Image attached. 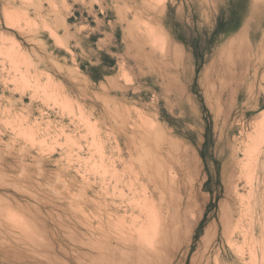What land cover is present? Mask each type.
<instances>
[{
  "label": "rangeland",
  "instance_id": "obj_1",
  "mask_svg": "<svg viewBox=\"0 0 264 264\" xmlns=\"http://www.w3.org/2000/svg\"><path fill=\"white\" fill-rule=\"evenodd\" d=\"M160 4L0 0V264H264V0Z\"/></svg>",
  "mask_w": 264,
  "mask_h": 264
},
{
  "label": "bare ground",
  "instance_id": "obj_2",
  "mask_svg": "<svg viewBox=\"0 0 264 264\" xmlns=\"http://www.w3.org/2000/svg\"><path fill=\"white\" fill-rule=\"evenodd\" d=\"M150 1H151V5H152V7H153V8H152V7H151V8H152V9H157V10H158L159 7H160V5H161L160 2H161L162 0H150ZM157 10H155L156 13H157ZM159 10H160V9H159ZM158 13H159V12H158ZM159 31H160V30H159ZM159 31H157V32L155 31V32H156L155 34H158V36L160 35L159 38H162L163 33H162L161 31H160V32H159ZM161 34H162V36H161ZM155 37H156V35H155ZM228 39H230V38H228ZM161 43H163L162 40H161ZM232 45H233V44H232ZM167 46H168V45H167ZM180 46H181V45H180ZM224 49H226V48H224ZM229 51H230V50H229ZM219 52H220V51H219ZM182 53H183V52H182ZM244 54H245V53H244ZM246 54H247V53H246ZM226 60H227V59H226ZM243 61H244V60H243ZM241 62H242V61H241ZM218 63H219V62H218ZM218 63H217V64H218ZM242 63L244 64V62H242ZM229 65H230V64H229ZM217 67H218V66H217ZM232 73H233V71H232ZM224 74H225V73H224ZM227 74H228V73H227ZM241 75H242V74H241ZM259 75H260V74H259ZM261 75H262V74H261ZM226 77H227V76H226ZM222 78H223V77H222ZM260 78H261V77H260ZM236 80H238V79H236ZM236 87H237V86H236ZM247 87H248V86H247ZM222 88H223V87H222ZM261 112H262V114H264V108L261 109ZM258 114H260V113H258ZM261 117H262V116H261ZM259 118H260V117H259ZM262 118H263V117H262ZM263 119H264V118H263ZM260 122H261V121H260ZM176 146H177V145H176ZM247 150H248V149H247ZM247 150H246V151H247ZM253 150H254V149H253ZM259 150H260V149H259ZM244 152H245V151H244ZM248 152L251 153V151H248ZM128 153H129V152H128ZM252 153H253V152H252ZM252 153H251V154H252ZM257 155H258V154H257ZM249 157H250V154H249ZM256 157H257V156H256ZM249 160H250V158H249ZM245 161H246V160H245ZM252 163H253V162H252ZM260 164H261V163H260ZM164 165H165V164H164ZM250 165H251V163H250ZM255 165H256V164H255ZM169 166H170V165H169ZM199 167H200V166H199ZM154 168H155V169H154V171H155L156 168H158V167H154ZM163 168H164V167H163ZM168 168H169V167H168ZM171 169H172V171L174 170L173 168H171ZM169 170H170V168H169ZM112 171H113V170H112ZM152 171H153V170H152ZM154 171H153V172H154ZM161 171H162V170H161ZM197 171H198V170H197ZM153 172H152V173H153ZM148 173H149V172H148ZM166 173H168V172H166ZM149 174H150V173H149ZM156 174H157V173H156ZM169 174H172V173H170V171H169ZM169 174H168V175H169ZM193 174H194V173H193ZM249 174H250V173H249ZM255 174H256V173H255ZM152 175H154V173H153ZM160 175H161V174H160ZM172 175H173V174H172ZM260 175H261V174H260ZM147 176H148V175H147ZM154 176H155V175H154ZM245 176H246V175H245ZM251 176H252V175H251ZM256 176H257V175H256ZM137 177H138V176H137ZM137 177H135V178H137ZM144 177H145V176H144ZM155 177H156V176H155ZM155 177H154V178H155ZM157 177H159V174H157ZM128 178H129V177H128ZM168 178H169V179H172V178H170V177H168ZM195 178H196V177H195ZM260 178H261V177H260ZM146 179H147V178H146ZM149 179H150V178H149ZM149 179H148V180H149ZM151 179H152V178H151ZM159 179H160V178H159ZM166 179H167V178H166ZM169 179H168V180H169ZM256 179H257V177H256ZM168 180H167L166 183H168ZM118 181H119V180H118ZM129 181H130V180H129ZM136 181H137V180H136ZM149 181H151V180H149ZM149 181H148V182H149ZM165 181H166V180H165ZM170 181H171V180H170ZM119 182H120V181H119ZM171 182H172V181H171ZM171 182H170V183H171ZM173 182H174V181H173ZM173 182H172V183H173ZM192 182H193V181H192ZM255 182H256V180H255ZM259 182H260V181H259ZM145 183H146V182H145ZM150 183H151V182H150ZM160 183H162V181H160ZM160 183H159V184H160ZM249 183H250V182H249ZM141 184H142V183H141ZM155 184H156V183H155ZM157 184H158V183H157ZM151 185H154V184H151ZM170 185H172V184H170ZM251 185H252V184H251ZM149 186H150V185H149ZM172 186H173V185H172ZM252 186H253V185H252ZM252 186H251V187H252ZM143 187H144V185H143ZM143 187H142V188H143ZM155 187H156V185H155ZM160 187H161V186H160ZM160 187H159L158 190H160ZM165 187H166V188H165V191H166V189H167L168 186H165ZM112 188H113V187H112ZM151 188H152V187H151ZM162 188H163V187H162ZM145 189H146V187H145ZM153 189H154V188H153ZM153 189H152V190H153ZM163 189H164V188H163ZM116 190H117V189H116ZM142 190H144V189H142ZM152 190H151V191H152ZM118 191H119V190H118ZM151 191H150V192L148 191L149 194L151 193ZM154 191H155V189H154ZM170 191H172V189H171V190L169 189V192H170ZM144 192H145V191H144ZM146 192H147V191H146ZM146 192H145V194H146ZM156 192H157V191H156ZM161 192H162V191H161ZM163 192H164V191H163ZM169 192H168V193H169ZM246 192H247V191H246ZM236 193H237V192H236ZM242 193H243V192H242ZM249 193H250V192H249ZM142 194H144V193H142ZM147 195H148V194H147ZM156 195H157V194H156ZM162 195H163V194H162ZM173 195H174V194H173ZM225 195H226V194H225ZM250 195H251V194H250ZM145 196H146V195H145ZM145 196H144V197H145ZM152 196H153V195H152ZM154 196H155V195H154ZM158 196L161 197V195H158ZM236 196H237V195H235V197H236ZM239 196H240V193H239ZM242 196H244V195H242ZM242 196H240V197H242ZM150 197H151V196H150ZM248 197H250L249 194H248ZM146 198L148 199L149 196L146 197ZM146 198H145V199H146ZM162 198H163V197H162ZM242 198H243V197H242ZM242 198H241V199H242ZM135 199H136V198H135ZM147 199H146V200H147ZM200 199H201V198H200ZM130 200H131V199H130ZM130 200H129V201H130ZM247 200H248V199H246V202H247ZM149 201H151V200H149ZM152 201H153V200H152ZM135 203H136V200H135ZM147 203H148V202H147ZM141 204H142V203H141ZM151 204H152V203H151ZM153 204H154V203H153ZM238 204H239V202H238ZM244 204H245V203H244ZM246 204H247V203H246ZM246 204H245V205H246ZM115 205H116V204H115ZM135 205H136V204H135ZM138 205H140V204H138ZM245 205H244V206H245ZM144 206H145V205H144ZM146 206H147V205H146ZM116 207H118V205L115 206L114 210L116 209ZM142 207H143V205H142ZM132 208H133V207H132ZM137 208H138V207H137ZM145 208H146V207H145ZM147 208H148V206H147ZM143 209H144V208H143ZM114 210H113V212H114ZM137 210H139V208H138ZM125 211H126V210H125ZM151 211H152V210H151ZM151 211H150V212H151ZM243 211H246V210L244 209ZM115 212H116V210H115ZM115 212H114V213H115ZM144 212H145V211H144ZM147 212H148V211H147ZM231 212H232V210H231ZM237 212H238V210H237ZM128 213H129V212H128ZM128 213H127V214H128ZM153 213H154V212H153ZM153 213H152V214H153ZM243 213H244V212H243ZM115 214H116V213H115ZM147 214H148V213H147ZM228 214H229V212H228ZM238 214H239V213H238ZM145 215H146V212H145ZM118 216H119V215H117V217H118ZM121 216H123V214H122ZM130 216H131V215H130ZM132 216H133V215H132ZM135 216H136V215H135ZM219 216H220V215H219ZM243 216H244V215H243ZM149 217H150V216H149ZM224 217H225V216H224ZM144 218H145V217H144ZM230 218H231V216H230ZM120 219H121V218H120ZM120 219H118V221H120ZM136 219H137V217H136ZM145 219H146V218H145ZM131 220H132V219H131ZM142 220H143V219H142ZM152 220H153V219H152ZM219 220H220V219H219ZM149 221H150V220H149ZM149 221H147V222H149ZM132 222H133V221H132ZM132 222H131V223H132ZM147 222H144V223H147ZM236 222H237V221H235V223H236ZM122 223H124V221H123ZM128 224H129V223H128ZM138 224H139V223H138ZM141 224H143V223H141ZM215 224H216V223H215ZM148 225H149V224H148ZM148 225H147V227H149ZM119 226H122V225H119ZM131 226H132V225H131ZM210 226H211V225H210ZM230 226H231V225H230ZM136 227H137V226H136ZM139 227H140V226H139ZM207 227H208V226H206V228H207ZM212 227H214V226H212ZM115 228H116V227H115ZM120 228H121V227H120ZM123 228H124V227H123ZM123 228H122V229H123ZM142 228H144V227L142 226ZM230 228H231V227H230ZM233 228H234V226H233ZM125 229H126V228H125ZM134 229H136V228H134ZM146 229H148V228H146ZM146 229H145V230H146ZM208 229H209V228H208ZM208 229H207V230H208ZM210 230H211V229H210ZM210 230H209V231H210ZM212 230H213V229H212ZM120 231H121V230H120ZM127 231H128V230H127ZM132 231H134V230H132ZM209 231H208V232H209ZM233 231H234V230H233ZM142 232H143V231H142ZM208 232H207V233H208ZM118 233H119V232H118ZM131 233H133V232H131ZM134 233H135V231H134ZM139 233H140V232H139ZM209 233H210V232H209ZM209 233H208V235H209ZM225 233H226V232H225ZM230 233H231V232H230ZM239 233H241V232H239ZM244 233H245V232H244ZM119 234H120V233H119ZM124 234H129V233H124ZM135 234H136V233H135ZM205 234H206V233H205ZM131 235H132V234H131ZM141 235H142V234H141ZM211 235H212V234H211ZM236 235H237V234H236ZM120 236H122V235H120ZM124 236H125V235H124ZM138 236H139V235H138ZM138 236H137V237H138ZM228 236H229V233H228ZM117 237H118V236H116L115 238H116V239H119V238H117ZM131 237L135 238L134 235L131 236ZM137 237H136V238H137ZM230 237H231V236H230ZM235 237H236V236H235ZM241 237H242V236H241ZM120 238H121V237H120ZM133 238H132L131 240H133ZM126 239H127V236H126ZM202 239H203V238H202ZM241 239H242V238H241ZM123 240H124V239H123ZM129 240H130V239H129ZM168 240H169V239H168ZM116 241H117V240H116ZM119 241H121V240H118V242H119ZM202 241H203V240H202ZM231 241H233V240H231ZM241 241H242V240H241ZM118 242H116V243H118ZM122 243H123V242H122ZM231 243H232V242H231ZM119 244H120V243H119ZM119 244H118V245H119ZM225 244H227V242H225ZM239 246H240V245H239ZM206 247H207V246H206ZM242 248H243V247H242ZM237 253H238V251H237ZM214 260H215V259H214ZM214 260H213V261H214ZM216 264H217V263H216Z\"/></svg>",
  "mask_w": 264,
  "mask_h": 264
},
{
  "label": "crops",
  "instance_id": "obj_3",
  "mask_svg": "<svg viewBox=\"0 0 264 264\" xmlns=\"http://www.w3.org/2000/svg\"><path fill=\"white\" fill-rule=\"evenodd\" d=\"M100 32H104L105 36L102 38L101 37L99 38V39H103V45L99 48L104 50L105 53L109 54V53H111V50H110L111 47L110 46L112 45V43L110 41L111 34H109L107 31H100ZM99 68L101 70H105V71H102V77H103L107 73V68H110V67L107 66V64H104L102 61H100Z\"/></svg>",
  "mask_w": 264,
  "mask_h": 264
},
{
  "label": "trees",
  "instance_id": "obj_4",
  "mask_svg": "<svg viewBox=\"0 0 264 264\" xmlns=\"http://www.w3.org/2000/svg\"><path fill=\"white\" fill-rule=\"evenodd\" d=\"M218 31V28H216L215 30H214V32L216 33Z\"/></svg>",
  "mask_w": 264,
  "mask_h": 264
}]
</instances>
